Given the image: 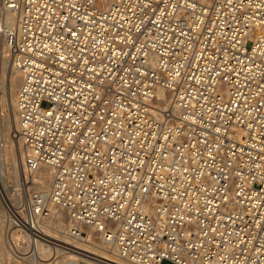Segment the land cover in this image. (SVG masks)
<instances>
[{
  "label": "built area",
  "instance_id": "2783aa9c",
  "mask_svg": "<svg viewBox=\"0 0 264 264\" xmlns=\"http://www.w3.org/2000/svg\"><path fill=\"white\" fill-rule=\"evenodd\" d=\"M0 13L26 149L0 264H264V0Z\"/></svg>",
  "mask_w": 264,
  "mask_h": 264
},
{
  "label": "rangeland",
  "instance_id": "374dc122",
  "mask_svg": "<svg viewBox=\"0 0 264 264\" xmlns=\"http://www.w3.org/2000/svg\"><path fill=\"white\" fill-rule=\"evenodd\" d=\"M3 63H4V58L2 57V53H1V60H0V134H1L0 135V145L1 146L0 147L2 149H0V168H1L0 177L3 178L5 182V181H8L7 178H14L16 176L13 173V170L15 169V163L13 162V153H12L13 151L12 150L18 148V144H17L18 141L14 139V137L12 136L13 134V128H12L13 123L12 122H14V116H13V110L11 109L12 108L11 100H10L11 97H9L11 96V91H10L11 87L10 85H8L9 88L5 87V85L7 86L8 84L9 72L7 71L8 69L5 70L3 68L4 66ZM7 64L6 66L8 68L9 65ZM1 79L5 80L6 84L4 83L3 80L1 81ZM2 87H4V89ZM18 158L19 157H17V159ZM161 264H173V262L169 259H165L162 261Z\"/></svg>",
  "mask_w": 264,
  "mask_h": 264
},
{
  "label": "bare ground",
  "instance_id": "6f19581e",
  "mask_svg": "<svg viewBox=\"0 0 264 264\" xmlns=\"http://www.w3.org/2000/svg\"><path fill=\"white\" fill-rule=\"evenodd\" d=\"M205 1H210V0H205ZM10 15L11 14H9V13H4V14L0 13V60H1V53H2V57L4 58V63H3L4 66L3 65L2 66H3V68L5 70L8 69L7 71L9 72L8 84H7V86L5 85V87L7 88L8 85H10V87H11V90H10L11 91V96H9V97H11V99H10L11 100V106H12L11 109L13 110V116H14V122H12L13 123V125H12V128H13L12 136L14 137V139H16L18 141V143H17L18 144V148L12 150L13 151L12 152L13 153V162L15 163V169L13 170V173H14V175H18V174L22 173V165L24 163V159H25V155H26V149H25L22 137L19 135V132H18V128H19V125H18V113H17V109H16V95H17V91H18V89L20 87L22 75H21L20 69L16 66L15 62L13 61V59L7 53V48H6L7 40H6L5 36H4L5 34L3 32H1L2 20L3 19L12 18ZM7 62H8V64H7ZM6 64L9 65L8 68H7ZM4 77H5V75H4ZM2 80L3 79H1V81ZM3 81L5 83V80H3ZM2 88L4 89V87H2ZM160 94H162V91L160 92ZM0 149H2V148L0 147ZM17 157H19V158L17 159ZM40 175H41V177L42 176H45L46 178L48 177L47 174L43 175V173H41ZM96 244L98 245V246H96L97 251H101L103 253H106L104 251V249H103V247H105V245L103 243H101V244L100 243H96ZM107 255H109L110 257H112V258H114L116 260H120V257H118L116 255L115 250H110V252H107Z\"/></svg>",
  "mask_w": 264,
  "mask_h": 264
}]
</instances>
